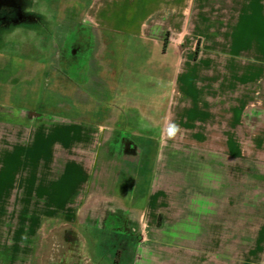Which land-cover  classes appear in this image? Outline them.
<instances>
[{
  "label": "rangeland",
  "instance_id": "rangeland-1",
  "mask_svg": "<svg viewBox=\"0 0 264 264\" xmlns=\"http://www.w3.org/2000/svg\"><path fill=\"white\" fill-rule=\"evenodd\" d=\"M13 1L0 10V251L12 241L32 264H131V248L98 236L154 235L207 264H264V0L156 3L165 9L152 16L131 1ZM230 58L256 77L255 89L225 88L255 103L239 146L227 145V122L222 145L206 146L180 124L141 130L150 114L104 113H164L168 101L182 113L200 75ZM154 167L164 224L149 227L146 213L121 226L137 223V172Z\"/></svg>",
  "mask_w": 264,
  "mask_h": 264
},
{
  "label": "crops",
  "instance_id": "crops-1",
  "mask_svg": "<svg viewBox=\"0 0 264 264\" xmlns=\"http://www.w3.org/2000/svg\"><path fill=\"white\" fill-rule=\"evenodd\" d=\"M109 1V0H107ZM121 3L125 2H135V3H144L148 4L142 6L141 9L150 11L152 16L153 14L158 13L159 11L164 10L165 6H157L156 3H174L175 10L179 7L178 5L186 2H191V0H118ZM150 4V5H149ZM138 7L136 11H139ZM234 24V23H233ZM222 28V27H221ZM217 49V47H216ZM220 49V48H218ZM225 50V49H223ZM229 50V49H228ZM232 55V54H231ZM234 57V55H232ZM235 58H230L227 60L225 65H217L216 74L212 77L210 75L201 74L199 80V91L198 93L189 92L190 105L187 108L183 109L182 113L173 112L169 101L167 102V107L165 112L161 111V106L158 107V104L151 107H141L137 108L135 111H126L124 107L114 108L111 107V110H105L104 113L126 115V114H137V115H152L151 117V126L142 127L141 130H164V129H175L177 127L173 124L182 125L180 128L186 131H192L194 137H199L198 140L204 145H222L219 141V131L224 128V123L227 122L230 126L226 127L227 129L232 130L227 137V145L229 146H239L240 139L234 135V131L238 130L242 122H245V116L247 106L255 105V103H247L246 101H240L239 103H234L233 100H238L241 97L233 95L232 93L226 94L225 88H233L236 85V81L242 83L253 84L255 89V75L250 72L247 67H250L248 64H245L242 60H234ZM203 65L207 66L209 63L203 61ZM240 65L244 68L242 72L238 73V68ZM229 68V72L224 71L223 67ZM220 67V68H219ZM225 77H228L225 81ZM216 79L214 84L212 80ZM215 85V86H213ZM228 92V91H227ZM256 91L253 92V99H255ZM230 96L229 100H232V103L228 105V108H225L224 105L229 101H226ZM250 98V97H248ZM156 99V98H155ZM158 103V101L156 102ZM254 110V109H252ZM163 114L162 116H160ZM180 115V116H179ZM158 116V117H157ZM176 116H179L177 119ZM229 116V118L227 117ZM161 120V121H160ZM157 124V127L152 125ZM120 127L124 123H119ZM168 125V126H167ZM119 127V128H120ZM123 129V126L121 127ZM179 128V127H178ZM106 129V127H105ZM208 132L214 133L212 136L215 139H209ZM229 138V139H228ZM215 140V142H211ZM203 141V142H202ZM211 142V143H210ZM157 159V157H155ZM154 159V158H152ZM155 161L153 160L152 163ZM155 167L152 173V176L149 174H144L145 176L140 175V172H137V188L134 192L132 202H138L140 199L143 200V205L137 208L133 207L132 210L135 211L136 222L130 219H126L121 226L133 227L140 226V222H143L144 215L150 213L152 215V220L149 222V227H161L164 223L162 222L163 211L158 207V198L159 189L156 190V180L157 174L155 172ZM148 175V176H147ZM142 226H145L142 224ZM85 239V237H84ZM98 239L100 243H119L120 245L118 251L121 254H125L130 248L133 251L132 263L131 264H207V255L202 251H186V250H169L165 245L161 243H167V240H160L159 236H141L137 237L133 234H103L99 235ZM175 240V237H173ZM84 242H87L84 240ZM185 242V240L183 241ZM7 245L2 246L0 251V264H32V257L30 252L27 256L24 253L17 250L15 243L10 241L7 242ZM23 243L26 241L23 240ZM127 244V245H124ZM128 244H133V246H128ZM101 247L102 252L105 254L107 252L105 247ZM117 249V248H116Z\"/></svg>",
  "mask_w": 264,
  "mask_h": 264
},
{
  "label": "flooded vegetation",
  "instance_id": "flooded-vegetation-1",
  "mask_svg": "<svg viewBox=\"0 0 264 264\" xmlns=\"http://www.w3.org/2000/svg\"><path fill=\"white\" fill-rule=\"evenodd\" d=\"M13 0H0V10L3 9H9L13 5Z\"/></svg>",
  "mask_w": 264,
  "mask_h": 264
}]
</instances>
